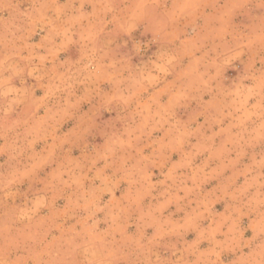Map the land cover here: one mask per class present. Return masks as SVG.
Listing matches in <instances>:
<instances>
[{"label": "clouds", "instance_id": "clouds-1", "mask_svg": "<svg viewBox=\"0 0 264 264\" xmlns=\"http://www.w3.org/2000/svg\"><path fill=\"white\" fill-rule=\"evenodd\" d=\"M13 9L12 0H0V13L7 15ZM241 11L248 18V26L236 31L231 26V18ZM189 19L202 20L197 34L201 44L208 42L211 47L202 54L200 68L193 69L183 84L169 87L167 77L176 67L177 56L165 45L176 38L178 23ZM39 28L49 31L51 46L43 56L29 43ZM137 28L151 33L152 39L144 42L122 39L131 37ZM56 37L60 38L59 43ZM65 42L81 45L80 60L69 68L55 64L49 67L46 61L54 55L53 50H63ZM153 45L157 46L156 50L150 51ZM121 49L127 51L122 53ZM133 56L141 62L133 64ZM241 57L245 58L241 62L246 61L244 74L230 87H220L217 81L222 68ZM25 77H34L47 89L45 104L53 98L56 104L48 107L46 116L41 118L37 111L43 105L33 104L30 95L23 96L30 108L23 122L26 127L20 133L6 123L5 116L8 105L21 99L11 93L24 91L13 88L9 82ZM105 81L113 87L111 95H102L99 91V84ZM77 85H85L83 97L75 96ZM0 87L5 89L0 92V129L13 132L7 142L10 170L7 174L0 173V209H8L0 218V264H217L211 256L199 253V241L189 245L183 240L207 211L203 200L189 198L198 187L191 160L178 169L168 170L160 182L162 203L148 208L139 203L143 195L158 189L157 184L150 182L153 161L182 147L190 134L172 119L170 111L158 104L150 110L142 107L140 98L149 88L159 87L168 88L172 107L185 99H199L200 115L206 119L203 125H196L194 121L193 132L203 129L202 138L210 140L215 135L213 129L228 122L229 130L235 129L227 148L228 156L234 161L247 149L264 145V0H31L28 10L16 9L13 20L0 26ZM60 94H64L62 99ZM205 96L209 98L205 100ZM97 97L99 108L116 111V116L100 130L105 137L104 145L94 149L88 159L65 166L49 189L55 192L71 188L68 193L71 207L66 216H74L83 207L88 215L87 223L76 220L70 228L61 231L59 224L63 221L52 220L49 225L41 226L25 219L23 227H17L21 223L20 213L8 206L5 195L11 185L30 171L19 166V157L30 146L31 137L37 132L50 133L82 99ZM249 100L255 103L248 104ZM94 124L90 118L83 131L87 132ZM158 128H165L164 135L153 140L152 133ZM150 144L155 147L148 157L137 152L138 147ZM128 154L135 158V163L126 168L120 158ZM98 161L113 166V175L105 176L101 186L85 196L82 182L100 179L95 167ZM116 173L130 176L136 185L135 192L127 201L114 203L106 212L96 193L110 191L104 185L115 183ZM247 174V188L236 191L234 212L238 217L256 213L257 229L252 240L241 243L243 234L233 223L228 229L231 235L223 244L242 252L237 264H264V147L252 155ZM178 201H186L191 211L186 213L183 223L170 224L161 218L162 210L168 203ZM36 203L42 205L43 197ZM193 203L196 207H191ZM97 213L103 214V224ZM132 213L138 220L135 237L126 231L125 220ZM148 228H155L150 236L144 234ZM162 235L176 237L171 255L163 259L155 253V245ZM244 249H248L247 254H243Z\"/></svg>", "mask_w": 264, "mask_h": 264}, {"label": "rangeland", "instance_id": "rangeland-1", "mask_svg": "<svg viewBox=\"0 0 264 264\" xmlns=\"http://www.w3.org/2000/svg\"><path fill=\"white\" fill-rule=\"evenodd\" d=\"M12 3L14 5L12 11H9L7 15L0 13V26L13 20L16 9L20 11L28 10L31 0H12ZM88 10L91 11V7H88ZM180 23L182 24V21ZM200 23V19L189 20L187 24L193 28L188 27V31H178L179 37L187 36L191 38V43L194 45L178 52L176 67L167 77L169 87H178L183 84L187 76L193 72V69L200 68L202 54L211 47L208 42L201 44L197 34L198 28L201 26ZM231 26L236 31L246 29L248 18L243 14V11L232 16ZM43 33H48V30L39 28L31 35L29 40L37 54L42 56L47 55V50L51 46L49 39L41 40V34ZM55 39L58 41L59 37ZM122 39L144 42L151 40L152 34L134 31L131 37L126 36ZM129 47H131V44H129ZM156 47V45H153L150 51H155ZM53 51L54 55L46 61L49 67L55 64L69 68L76 64L82 56L81 45L76 43L71 47H63V50L57 48ZM126 51L127 49H121L122 53ZM244 60L245 58L241 57V60L234 61L222 68L217 81L220 87L228 88L238 81L246 70V61L241 62ZM140 62L139 57H132L133 64H139ZM9 84L17 90H24L23 92L11 93L21 97V99L19 102L8 105L5 116L6 123L14 128L16 132L22 133L24 131L26 125L23 122L26 120L30 108L29 104L23 100V96L30 95L33 104L43 105L37 111V115L41 118L46 116L48 107H54L56 104L55 98L48 100L45 104L43 98L47 89L41 87L34 77L14 78ZM84 89L85 85H77L74 88L75 96L83 97ZM4 90L3 87H0V92ZM99 91L102 95H111L113 87L105 81L99 84ZM167 93L168 88H149L141 94L140 104L149 110L156 104L160 105L170 111L172 119L178 125L184 126L185 131L190 134L187 136V143L182 147L174 148L164 158L153 161L150 182L157 184L158 189L151 194L143 195L139 203L144 208L162 203L164 197L159 195L160 182L166 178L168 170L178 169L179 165L191 160L192 168L196 170V184L198 187L197 191L190 194L189 198L195 196L198 200H203L207 211L204 212V218L198 222V225L183 236V240L189 245L199 241V253L203 256H211L217 264H237V261L242 257V252L239 249L233 250L225 247L223 241L231 235L228 233V229L233 223L238 226L243 234L241 243L252 240L257 229L256 213L250 212L238 217L234 212L237 203L234 197L237 190L243 191L247 188L245 182L249 179L247 170L252 166V155L258 153L264 145H257L255 149H247L238 161L232 160L227 154V148L235 129L230 131L229 123L222 122L213 129L215 135L210 140L203 139L201 136L203 129L193 132V122L195 121L196 125H203L206 119L205 115H200L202 112L201 101L199 99H185L172 107L169 105ZM63 95L60 94L61 99ZM208 98V96L204 97L205 100ZM98 101V97L91 100L82 99L78 107L65 114L50 133L37 132L31 137L30 146L19 157V166L30 169V171L27 175L20 177L18 182L11 185L10 190L5 195L8 206L20 213L21 223L17 227H23L25 219L34 221L41 226L49 225L52 220L63 221L59 224L61 231L70 228L76 220H80L82 224L87 223L88 215L83 211V207L77 210L74 216H66V212L71 207L68 198L71 188L55 192H51L49 189L65 166H73L82 160L88 159L94 149H99L104 145L105 137L100 134V130L106 121L112 120L116 116V111L99 108ZM254 103V100L248 101V104ZM248 115H251V113L249 112ZM90 118L94 120L95 124L87 132H84L85 122H89ZM164 131L165 128H158L152 133V139L161 138ZM12 136V131L0 129V173L7 174L10 170L8 164L10 153L7 142L11 140ZM128 145L132 147L131 141L128 142ZM193 145H196V147L193 148ZM154 147L155 144L138 147L137 152L148 157ZM120 163L123 167H132L135 158L130 154L123 155L120 158ZM95 167L99 172L100 179L82 182V190L85 196L101 186V180L105 176L111 177L113 175V166H106L105 161H98ZM179 170L187 171V169ZM114 179L115 183L106 182L104 185L110 191H105L102 195L96 193L101 206H106V212L114 203L127 201L133 196L136 188L130 176L116 173ZM248 191L252 192L254 189H248ZM181 196H183V193H181ZM41 197H43V204L38 205L36 201ZM191 207H196V204L193 203ZM33 208L36 209L35 213H33ZM7 211V208L0 209V218H3L4 213ZM189 211H191V208L186 201L170 202L163 208L161 218L166 219L170 224L183 223L186 213ZM102 216V213H97L98 219H101ZM104 222L101 219V223ZM125 223L128 235L135 237L138 229L136 214L132 213L125 220ZM154 232L155 228L144 230V234L149 236ZM54 234H58V232L54 230ZM226 234L228 235L226 236ZM175 239L176 237L171 235L160 236L158 243L155 245L156 255L162 259L170 256L171 245L175 242ZM247 252L248 249L243 250V254H247Z\"/></svg>", "mask_w": 264, "mask_h": 264}, {"label": "crops", "instance_id": "crops-1", "mask_svg": "<svg viewBox=\"0 0 264 264\" xmlns=\"http://www.w3.org/2000/svg\"><path fill=\"white\" fill-rule=\"evenodd\" d=\"M189 20H191V19H189ZM189 20L182 21V24L180 22L178 23L177 32H176V38L171 40L168 44L165 45L167 50L170 51V52H175L176 56L178 55L179 51L185 50V49H187L189 47H192L194 45V44L191 43V40H192L191 38H188L187 36H180V37L178 36L179 35L178 31H181V30L188 31V29H189L188 27L193 28L191 25L187 24V23H189ZM202 24H203V22L201 20L200 25L202 26ZM198 30H199V28H198ZM135 31L145 32L143 28H137ZM48 36H49V31H48V33L41 34V40L44 41L46 39H49ZM59 41H60V38H59V40L57 42L59 43ZM72 45H74V43L65 42L63 44V47L64 48L65 47H71Z\"/></svg>", "mask_w": 264, "mask_h": 264}]
</instances>
